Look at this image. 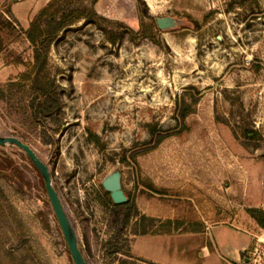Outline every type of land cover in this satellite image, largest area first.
<instances>
[{"label": "rangeland", "instance_id": "obj_1", "mask_svg": "<svg viewBox=\"0 0 264 264\" xmlns=\"http://www.w3.org/2000/svg\"><path fill=\"white\" fill-rule=\"evenodd\" d=\"M21 1L0 0V10ZM62 9L84 18L51 40L58 108L50 100V114L39 112L44 97L17 81L26 67L5 63L9 52L31 61L13 36L0 54V136L48 166L86 264H147L139 236L214 224L254 235L239 264H263L264 0H71ZM166 17L174 26L159 30L155 19ZM179 108L188 129L131 163L152 130L178 131ZM0 159L29 185L0 177V264H72L25 153L4 145ZM116 172L128 202L119 215L102 187Z\"/></svg>", "mask_w": 264, "mask_h": 264}, {"label": "trees", "instance_id": "obj_2", "mask_svg": "<svg viewBox=\"0 0 264 264\" xmlns=\"http://www.w3.org/2000/svg\"><path fill=\"white\" fill-rule=\"evenodd\" d=\"M70 2L71 0H50L47 5L44 6L36 16H34L26 30L22 29L17 24V22L5 17V15L10 16V10L5 12L0 10V54L4 52L8 41L14 39L13 36H23L31 49V61L23 62L20 57L15 56L13 52H9L5 58V63L12 65L23 64L26 67V70L20 74L17 81L27 83L31 91L44 97L45 100L39 104V109H41L39 112L43 114L46 113L47 115L50 114L51 110V106L47 105V101L52 100L58 108V101L55 97V93L52 90L53 80L51 79L48 70V55L51 40L57 35L63 26L68 25L75 20L84 18L82 12H77L75 15H73L72 12H69L67 15L64 14L62 7L67 6ZM187 115V110L181 108L177 109V132L152 130V142L142 144L139 146V148L131 150L129 154L131 163H135V158L139 154H143L155 149L164 139L186 131L188 129L185 125V118ZM129 159L127 161H129ZM33 169L36 172L34 167ZM36 174L38 175L37 172ZM0 177H4L12 181L19 188L29 186L24 180L23 173H21L17 167L13 166L12 162H10L8 159H0ZM41 184L43 188L42 181ZM141 185L154 193L159 194L165 192L163 190L154 188L151 184H149L148 180L142 181ZM127 203L128 202L126 201L121 205L115 206L118 215L124 212V207ZM259 225L264 228V223L259 222ZM161 234L167 233L163 232Z\"/></svg>", "mask_w": 264, "mask_h": 264}, {"label": "crops", "instance_id": "obj_3", "mask_svg": "<svg viewBox=\"0 0 264 264\" xmlns=\"http://www.w3.org/2000/svg\"><path fill=\"white\" fill-rule=\"evenodd\" d=\"M49 1L23 0L11 5L10 12L25 30L31 18ZM160 219L173 217L161 212ZM211 235V244H204V239ZM254 239V235L231 224H214L201 233L145 234L139 236L136 248L137 256L147 264H239L240 253L253 246Z\"/></svg>", "mask_w": 264, "mask_h": 264}, {"label": "water", "instance_id": "obj_4", "mask_svg": "<svg viewBox=\"0 0 264 264\" xmlns=\"http://www.w3.org/2000/svg\"><path fill=\"white\" fill-rule=\"evenodd\" d=\"M155 23L159 30L170 29L175 24L174 20L169 17L157 18L155 19ZM4 145L15 146L25 153L27 159L29 160L31 165L35 168L36 172L38 173L43 183V188L46 197L48 199L56 223L59 227L71 263L86 264L83 254L79 249L75 231L71 226V223L65 213V210L63 209V206L57 195V192L52 186L48 166L37 157L35 152L27 144H25L16 137L0 136V146H4ZM102 187L104 191L109 193L111 202L114 205H121L126 202V197L121 189L120 174L118 172L107 176L102 182Z\"/></svg>", "mask_w": 264, "mask_h": 264}, {"label": "flooded vegetation", "instance_id": "obj_5", "mask_svg": "<svg viewBox=\"0 0 264 264\" xmlns=\"http://www.w3.org/2000/svg\"><path fill=\"white\" fill-rule=\"evenodd\" d=\"M106 192V191H105ZM107 193V192H106ZM107 196L109 197V200L111 201V199H110V196H109V193H107ZM126 201H127V198H126ZM108 206H110V207H113L114 209H115V206L116 205H114L113 203L112 204H110V205H108ZM118 214V213H117Z\"/></svg>", "mask_w": 264, "mask_h": 264}]
</instances>
